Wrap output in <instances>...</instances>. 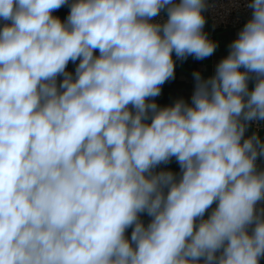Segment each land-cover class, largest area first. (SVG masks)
Listing matches in <instances>:
<instances>
[{
    "label": "clouds",
    "instance_id": "9594fccd",
    "mask_svg": "<svg viewBox=\"0 0 264 264\" xmlns=\"http://www.w3.org/2000/svg\"><path fill=\"white\" fill-rule=\"evenodd\" d=\"M207 7L0 0V264H260L264 0L191 103L155 102L173 53L216 51Z\"/></svg>",
    "mask_w": 264,
    "mask_h": 264
},
{
    "label": "crops",
    "instance_id": "0c3cea01",
    "mask_svg": "<svg viewBox=\"0 0 264 264\" xmlns=\"http://www.w3.org/2000/svg\"><path fill=\"white\" fill-rule=\"evenodd\" d=\"M179 2V0H176ZM70 9L67 6L61 7L56 10L53 15L58 16L62 21L66 19ZM206 17V24L204 26V31L207 33L209 39L215 41L217 43L216 51L213 55L198 60L189 56L185 60H179L176 58L175 53H173V59L175 61V76L174 79L167 81L161 88V94L155 98V102L161 106H169L173 104L177 99H184L187 103H191V96L193 94L195 88V80L193 77L194 72H200L202 77L207 79L215 74L216 65L219 61L225 58L228 55L229 44L236 39L239 30L243 27L240 26L236 29H219L216 28L210 19L208 18L206 12H204ZM2 23L0 22V27H2ZM98 55V52L96 53ZM75 64L69 63L68 71H75ZM243 70V69H242ZM62 79V77L60 78ZM254 85L250 82L249 87L252 88ZM253 131H257L254 127L249 128L248 133L246 135H250ZM259 134L262 139H264V122L263 129L259 130ZM258 166L260 168H264V158L259 159L257 161ZM160 170H170L173 173L179 175L180 166L178 162L173 158L167 164H161L156 171ZM215 207V204L212 206ZM211 208L206 212L205 218L210 213ZM142 220L147 224L149 222L150 217L146 214L142 215ZM126 235L130 239L131 237V228H129L126 232ZM260 264H264V258H261Z\"/></svg>",
    "mask_w": 264,
    "mask_h": 264
},
{
    "label": "built area",
    "instance_id": "2783aa9c",
    "mask_svg": "<svg viewBox=\"0 0 264 264\" xmlns=\"http://www.w3.org/2000/svg\"><path fill=\"white\" fill-rule=\"evenodd\" d=\"M249 0H207L206 14L212 24L219 29H236L246 23L251 16L247 7ZM167 19L166 11L153 18V22L163 23ZM256 130L257 127L253 126ZM263 129V122L259 130ZM264 206V205H262Z\"/></svg>",
    "mask_w": 264,
    "mask_h": 264
}]
</instances>
